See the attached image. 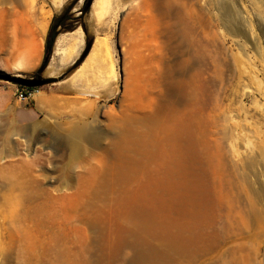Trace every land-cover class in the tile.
<instances>
[{"label": "rangeland", "instance_id": "rangeland-1", "mask_svg": "<svg viewBox=\"0 0 264 264\" xmlns=\"http://www.w3.org/2000/svg\"><path fill=\"white\" fill-rule=\"evenodd\" d=\"M87 1L0 0V74L49 79L34 94L54 98L25 106L0 80V264H190L189 238L191 264H264V0H197L196 23L191 0H106L103 15ZM67 7L57 36L74 50L47 74L52 48L40 72L51 20ZM94 44L110 51L109 87ZM165 69L180 81L176 105L153 99ZM122 101L156 105L161 123L197 107L199 165L174 176L136 163L132 145L107 161L72 148L105 131Z\"/></svg>", "mask_w": 264, "mask_h": 264}, {"label": "bare ground", "instance_id": "bare-ground-1", "mask_svg": "<svg viewBox=\"0 0 264 264\" xmlns=\"http://www.w3.org/2000/svg\"><path fill=\"white\" fill-rule=\"evenodd\" d=\"M31 1L33 2L34 0H31ZM61 2L62 0H52L53 6H56V7L59 6ZM187 2H189V0ZM198 4L199 3L197 0H191V4L186 5V7L191 9L192 16H194L193 19L195 20V23L197 21L199 22ZM165 5L163 4V6ZM183 7L184 6L182 5V8ZM165 8H167V11H168L169 7L165 6ZM92 9L97 10V12L100 15H103L107 10V1L106 0H94L92 3ZM166 18L167 16L165 15L163 19V27H162L163 36H166L167 31H168L167 21H165ZM45 31L46 30H43L42 34L45 35ZM132 38L133 37H131V39ZM67 45H68V40H65V38H63L60 35L56 37L54 45H53V52L49 60V63L46 67L47 74H51L54 72V68L55 66H57V64L55 63L57 62L56 57H59L60 61H64L70 58L69 56L72 54L74 48L71 46L67 48L66 47ZM128 49L126 51H128ZM91 51L100 52L99 68H100L101 81L105 87H109L110 81L115 77V71H114V66L112 63L111 56H110V51L107 46H101L99 44H94L93 49ZM239 62L242 66L246 67L247 61L245 59L240 58ZM17 76L20 77L21 75L17 74ZM158 79L156 81L157 82L155 85L156 92H155V96L153 97V99L158 98L166 102H170L172 105L173 104L176 105L177 103H179L180 94L178 92L179 90H177L176 88H178V85H180V81H176L179 84L175 82L177 85L175 87V83H174L175 80L172 81L171 79H169L166 69L163 72V74L159 76ZM177 80H178V76H177ZM189 91L191 94L192 91L191 90ZM189 91L187 92L188 94L185 93L186 95L182 94V97L184 95L185 96L189 95ZM192 96L190 98L191 100H192ZM34 97L38 100V104L40 108L47 105L48 100L45 98L46 96L44 93L37 92ZM123 103L124 101H122L120 105V111L118 115L114 117H112L113 115L110 116L108 125H106L105 127L106 129H104L105 131H102L96 126V128L95 127L92 128L90 131H88V133L86 132V134H81V132H79V135L81 134L79 136V139H77L79 142L74 143L75 145H72V148H74L76 151L77 150L79 151L87 150V148L84 146L86 145L87 147L91 149L90 152L98 151L97 156L101 160L107 161L111 158L119 159V156H120L119 149L121 148L122 145L124 144L132 145V146H135L136 148V153H137L136 163L139 162L140 164L141 163L154 164V166L152 167L153 169H156V170L162 169V170L167 171L168 173L172 172V174H175L174 176L181 175L182 173L187 172L191 169H194L199 165L200 158H201V151H200L199 131H198L199 116L197 112L199 109L197 110V107L194 108V111L192 113V117L190 120H182V118H178L175 120L174 118L173 120L167 121L165 123H161L158 117L156 105L154 104L143 105L142 104V106H140V104L139 105L137 104L136 105L134 104L124 105ZM237 138L238 136H233V139L231 141L232 148L237 147L236 146ZM81 143H83L84 145ZM34 167L36 168V164L34 165ZM25 171L27 172L28 170H25ZM35 171H38V169H36ZM35 171L33 172L35 173ZM43 174H38V176L33 178V181L31 180V182H33L35 186H39L41 184V181L47 178ZM32 176H33V173H32ZM40 192L42 191L39 190V193H38L39 195H41ZM38 194H35V195L38 196ZM32 199L33 197L31 198V200ZM29 215H32V213ZM27 219H28V216H27ZM29 219H32V218L29 216ZM53 231H54L53 228L51 227L50 229L49 227V230L47 232L50 235V238L52 237V239L54 236ZM69 235L71 234L69 233ZM69 239L70 238H68V240ZM193 241L191 238H189L185 246L186 262H189L190 264L192 262V257H193L192 255L193 254L192 248L194 245ZM50 246L52 248L57 247L55 240L53 241V244ZM199 250H200L199 253L202 255L207 254L208 252L207 249L205 250L203 248L202 249L199 248ZM196 256H194V258ZM221 261L222 260H220V263ZM224 262H222L221 264H223ZM226 263L227 262H225L224 264Z\"/></svg>", "mask_w": 264, "mask_h": 264}, {"label": "trees", "instance_id": "trees-1", "mask_svg": "<svg viewBox=\"0 0 264 264\" xmlns=\"http://www.w3.org/2000/svg\"><path fill=\"white\" fill-rule=\"evenodd\" d=\"M68 9H69L68 7L63 9V11L60 15L54 16L51 20V23L49 25V28L47 30L46 37H45L43 59H42L41 65H40V69L44 68L47 65L48 59L51 55V51L53 48L55 38L60 33L58 31V28L62 27L64 22L67 20ZM84 10L85 11L88 10V7L86 6V4L84 7ZM19 88H23V87H19ZM29 90L38 91L39 88L29 89Z\"/></svg>", "mask_w": 264, "mask_h": 264}, {"label": "water", "instance_id": "water-1", "mask_svg": "<svg viewBox=\"0 0 264 264\" xmlns=\"http://www.w3.org/2000/svg\"><path fill=\"white\" fill-rule=\"evenodd\" d=\"M91 3H92V0H88L86 6L89 7ZM89 49H90V46H87L84 53L81 55V60H83L86 57V55L89 52ZM44 69L45 67L39 69V71L42 72ZM0 80L8 81V82L15 84L16 86L28 88V89L41 88L50 83L49 79H42L40 77L23 78V77H17V76H9L5 74H0Z\"/></svg>", "mask_w": 264, "mask_h": 264}, {"label": "built area", "instance_id": "built-area-1", "mask_svg": "<svg viewBox=\"0 0 264 264\" xmlns=\"http://www.w3.org/2000/svg\"><path fill=\"white\" fill-rule=\"evenodd\" d=\"M34 91L29 90L28 88H19L16 90L17 99L19 102L26 103L27 100L31 99Z\"/></svg>", "mask_w": 264, "mask_h": 264}, {"label": "crops", "instance_id": "crops-1", "mask_svg": "<svg viewBox=\"0 0 264 264\" xmlns=\"http://www.w3.org/2000/svg\"><path fill=\"white\" fill-rule=\"evenodd\" d=\"M33 96H35L34 93H33L32 97H31V99L27 100L26 103H24V105L25 106H28V105L29 106H34V107H37L38 109H40V106L38 104V100L35 97H33ZM45 96H46L45 98L48 100L47 104H50L51 102L54 101V98L52 97L51 94H45ZM31 111H33V110L31 109Z\"/></svg>", "mask_w": 264, "mask_h": 264}]
</instances>
